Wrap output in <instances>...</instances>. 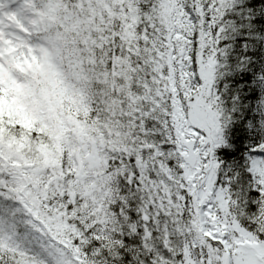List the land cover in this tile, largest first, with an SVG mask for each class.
Returning a JSON list of instances; mask_svg holds the SVG:
<instances>
[{
  "label": "snow or ice",
  "instance_id": "obj_1",
  "mask_svg": "<svg viewBox=\"0 0 264 264\" xmlns=\"http://www.w3.org/2000/svg\"><path fill=\"white\" fill-rule=\"evenodd\" d=\"M0 264H264V0H0Z\"/></svg>",
  "mask_w": 264,
  "mask_h": 264
}]
</instances>
